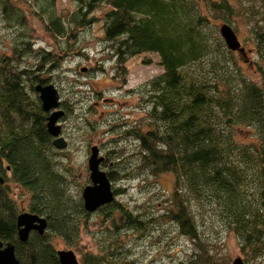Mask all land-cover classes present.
<instances>
[{
  "label": "trees",
  "instance_id": "obj_1",
  "mask_svg": "<svg viewBox=\"0 0 264 264\" xmlns=\"http://www.w3.org/2000/svg\"><path fill=\"white\" fill-rule=\"evenodd\" d=\"M46 1L48 4L39 7L40 14L32 8L40 19L48 15L43 28L49 35L50 49L37 50V69L42 70L46 63V68L57 69L67 49H72L78 31L93 21L91 11L100 5L108 7L103 15V38L108 45L104 56L114 59L112 65L122 80L128 59L143 51L158 53L163 70L149 80L147 95L148 114L154 118L155 130L127 133L139 142L142 166L155 175L172 173L173 185L165 198L168 203L157 216L174 221L177 231L194 242L195 249L184 264H228L216 261L198 234L190 197L216 203L222 220L240 235L245 254L251 258L263 255L264 82L259 85L239 71L232 50L226 48L215 28H210L216 22L234 21V3L206 0L205 10L199 0H73L74 9L69 14H56L54 0ZM2 4L11 15V2L3 0ZM248 7L252 42L256 56L263 62L264 0H251ZM16 20L21 22V15ZM198 62V71L190 68ZM258 69L263 73L261 63ZM24 70H18L19 74L24 72L23 77L28 75ZM9 72L0 74L4 76L0 79V239L14 244L20 264H59L50 234L55 232L69 245H75L89 212L80 200L67 197L63 176L54 166L50 134L40 106L29 102L18 84L19 78L14 71ZM38 78L31 79L44 83ZM237 122L255 125L254 144L238 149L232 136ZM106 162L107 157L101 164ZM106 174L109 180L116 179L111 170ZM9 179L30 194L28 209L45 215L44 233L31 230L25 241H19L15 221L20 211L8 189ZM121 190L114 188L113 195ZM106 205L112 207L103 212L110 218L104 230L108 236L98 239L96 252L82 255L81 261L132 264L122 255L118 231L132 229L140 233L150 220L120 201Z\"/></svg>",
  "mask_w": 264,
  "mask_h": 264
},
{
  "label": "rangeland",
  "instance_id": "obj_2",
  "mask_svg": "<svg viewBox=\"0 0 264 264\" xmlns=\"http://www.w3.org/2000/svg\"><path fill=\"white\" fill-rule=\"evenodd\" d=\"M8 1L13 5L12 8L10 6L13 11L11 15L8 14V8L3 9V0H0V74L8 75L9 71H14L19 78L18 84L21 85L22 91L27 93L30 103L40 105L38 93L30 87V84H36L31 78L37 76L38 79L44 80L43 84L51 83L57 89L59 108L65 111L58 119L61 125L59 133L67 146L55 148L51 144L53 137L50 135V152L55 169L63 176L62 186L67 197L72 201L82 202L84 185L90 183L87 158L90 155V147L97 145L104 160L107 157V164H101V168L105 171L111 170L112 174L116 175L115 180H110L112 188L122 189L114 195V201L122 202L134 213H141L144 218L150 220L147 229L140 233L132 229L118 231L117 237L122 240L124 259L132 260V264H184L195 249L194 242L177 231L174 221L157 216L168 203L165 198L169 196L173 185L172 173L162 172L155 175L149 168L142 166L139 142L127 133L141 129L146 131L152 126L150 121L154 118L148 114V82L163 70L158 63V53L143 51L128 59V69L122 80L112 65L114 59L104 56L108 45L103 38V15L108 7L100 5L91 11L89 16L93 17V21L78 31L72 49H67V55L63 56L57 69L46 68L49 63H46L42 70L37 69V50L46 47L50 49V46L49 35L43 28L48 15L43 14L40 19L36 14H40V6L48 3L46 0ZM231 1L237 14L233 16L234 21L222 22L230 24L236 30L234 31L244 49V52L232 50L231 57L237 61L239 71H243L249 80L261 85L264 82V71L262 73L258 69V63L264 67V60L262 62L256 56L253 37L248 27L247 15L251 0ZM199 2L208 10L205 6L208 1ZM32 8H35L36 14ZM73 9V0H54L53 12L56 14L59 11L69 14ZM18 15H21V22L16 20ZM222 22H216L210 28H215L219 34L218 25ZM199 62L190 64V68L198 71ZM24 68L27 69L28 75L23 77ZM21 69L24 72L19 74L18 70ZM29 69H33V72ZM0 79L2 81L4 76ZM43 116L45 123L46 115ZM233 125L232 136L238 149L246 144H254L257 140L254 135L255 125L239 122ZM8 189L20 212L31 211L45 217L44 214L28 209L30 194L11 179L8 181ZM189 201L198 234L206 241L209 253L216 261H228L230 264L234 258L241 256L244 264H264V253L258 258L245 254L240 235L222 220L216 203L199 202L194 197H190ZM110 209L111 205H104L103 209L98 208L95 212L88 213L85 218L86 226L81 228L75 245H69L55 232L50 234V242L56 249L73 250L78 261L84 264L81 256L96 252L97 240L108 236V231L104 230L110 218L103 212Z\"/></svg>",
  "mask_w": 264,
  "mask_h": 264
},
{
  "label": "water",
  "instance_id": "obj_3",
  "mask_svg": "<svg viewBox=\"0 0 264 264\" xmlns=\"http://www.w3.org/2000/svg\"><path fill=\"white\" fill-rule=\"evenodd\" d=\"M218 30L221 38L224 40L227 49L238 50L244 52L243 47L240 45V40L237 35L226 22H222L218 25ZM244 55V54H243ZM85 70V69H83ZM33 90L38 93V99L40 101L41 109L48 113L45 117V129L48 134L53 138L51 144L57 149L65 148L67 146L63 136L59 133L61 131V125L58 122L59 117L65 114L63 109L59 108L60 100L57 89L51 84H43L36 82L33 86ZM90 155L87 158V166L89 170L90 183L84 185V189L81 193L82 208L87 212H95L100 206L106 205L115 199L113 195V188L106 174V171L101 168V162L104 157L99 153L98 146L93 144L90 147ZM3 179L0 176V182ZM17 236L19 241H25L31 230L44 233L47 227V220L43 215H39L34 212L21 211L16 217ZM57 260L59 264H81L75 252L71 249H56ZM0 264H20L16 255L14 254V244L10 241L3 242L0 239ZM230 264H244L242 257L234 258Z\"/></svg>",
  "mask_w": 264,
  "mask_h": 264
},
{
  "label": "flooded vegetation",
  "instance_id": "obj_4",
  "mask_svg": "<svg viewBox=\"0 0 264 264\" xmlns=\"http://www.w3.org/2000/svg\"><path fill=\"white\" fill-rule=\"evenodd\" d=\"M39 106H40V105H39ZM40 109H41V107H40ZM41 112H43V114H45V115L48 114V113H46V112H44V111H42V110H41ZM150 122L152 123V126H151L150 129H153V131H154V130H155V129H154V127H155V122H154V120H151ZM51 137H52V136H51Z\"/></svg>",
  "mask_w": 264,
  "mask_h": 264
}]
</instances>
